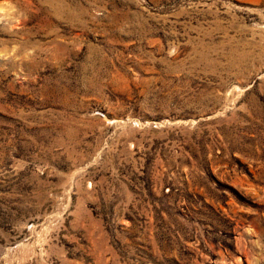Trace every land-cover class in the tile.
<instances>
[{
	"label": "rangeland",
	"instance_id": "rangeland-1",
	"mask_svg": "<svg viewBox=\"0 0 264 264\" xmlns=\"http://www.w3.org/2000/svg\"><path fill=\"white\" fill-rule=\"evenodd\" d=\"M0 264H264V0H0Z\"/></svg>",
	"mask_w": 264,
	"mask_h": 264
}]
</instances>
